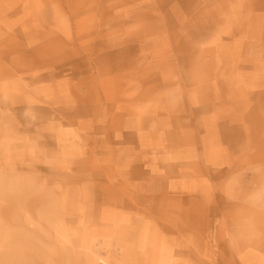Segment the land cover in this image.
<instances>
[{
    "label": "rangeland",
    "instance_id": "rangeland-1",
    "mask_svg": "<svg viewBox=\"0 0 264 264\" xmlns=\"http://www.w3.org/2000/svg\"><path fill=\"white\" fill-rule=\"evenodd\" d=\"M23 1L0 0V40ZM81 1L57 0L74 51L97 17ZM194 4L162 98L185 136L175 186L131 164L129 135L92 126L67 141L29 80L14 83L31 60L0 41V264H264V0ZM81 59L57 66L80 75Z\"/></svg>",
    "mask_w": 264,
    "mask_h": 264
},
{
    "label": "crops",
    "instance_id": "crops-1",
    "mask_svg": "<svg viewBox=\"0 0 264 264\" xmlns=\"http://www.w3.org/2000/svg\"><path fill=\"white\" fill-rule=\"evenodd\" d=\"M81 8L87 23L90 12L97 17L95 24H84L81 50L74 51L71 12L60 11L57 0L22 2L18 21L2 29L0 40L10 44L15 38L17 61L26 57L33 63L31 72L14 83L24 92L29 80L40 98L36 101L49 106L50 123L67 141H81L92 126L118 140L129 135L137 145L129 153L132 165L158 178L175 175H167L170 184H180L185 178L179 181V175L186 173L183 124L173 112L170 117L162 98L177 90L169 80L177 84V44L194 0H82ZM73 53L87 69L80 75L57 66L67 64ZM62 108L70 115H62Z\"/></svg>",
    "mask_w": 264,
    "mask_h": 264
}]
</instances>
